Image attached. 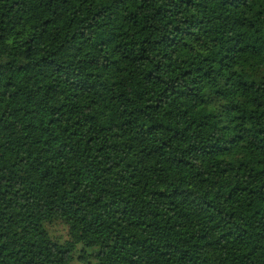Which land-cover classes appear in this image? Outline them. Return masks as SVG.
<instances>
[{
	"label": "trees",
	"instance_id": "obj_1",
	"mask_svg": "<svg viewBox=\"0 0 264 264\" xmlns=\"http://www.w3.org/2000/svg\"><path fill=\"white\" fill-rule=\"evenodd\" d=\"M80 245L264 264V0H0V264Z\"/></svg>",
	"mask_w": 264,
	"mask_h": 264
},
{
	"label": "rangeland",
	"instance_id": "obj_2",
	"mask_svg": "<svg viewBox=\"0 0 264 264\" xmlns=\"http://www.w3.org/2000/svg\"><path fill=\"white\" fill-rule=\"evenodd\" d=\"M51 231L52 233L57 236L60 240L64 241L66 239H68V229L66 227V225H64L63 223H58L55 224L53 226H51ZM83 246L80 245L78 246V249L76 250V256L74 257L73 261L71 264H89L90 261H94L92 259V255H90V253L93 252V248H86V252L89 254L87 257H89V260H87L86 262L83 261L79 255L83 252L84 253V249L82 248ZM89 261V262H88Z\"/></svg>",
	"mask_w": 264,
	"mask_h": 264
}]
</instances>
